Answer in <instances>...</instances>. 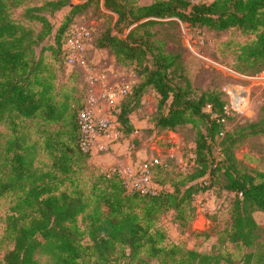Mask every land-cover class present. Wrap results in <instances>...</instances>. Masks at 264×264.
I'll list each match as a JSON object with an SVG mask.
<instances>
[{
	"label": "trees",
	"instance_id": "16d2710c",
	"mask_svg": "<svg viewBox=\"0 0 264 264\" xmlns=\"http://www.w3.org/2000/svg\"><path fill=\"white\" fill-rule=\"evenodd\" d=\"M91 1L44 0L27 7L24 17L41 26L35 33L10 17L9 7L18 2L0 0V124L11 133L0 163V198L15 197L5 229L12 248L0 264H39L36 252L52 256L55 264H110L126 258L140 264H151L150 259L157 264H236L227 251L206 253L165 244L166 235L157 226L168 210L178 218L192 196L211 188L218 176L235 196L225 239L241 251V264H264V251L254 250L259 226L252 216L255 210L264 213V175L240 168L233 153L243 139L264 137V103L258 121L224 132L221 93L194 88L180 55L167 52L154 31V26L175 20L215 31L235 27L251 36L239 46L237 60L257 66L253 74L258 73L264 66V0H153L146 5L104 0L123 28L130 29L124 37L104 34L97 46L108 48L117 64L132 65L141 80L118 106L122 136L134 131L129 115L147 87L158 94L157 127L174 130L190 124L195 130L194 170L172 190L152 195L128 192L117 173L90 167L91 153L81 146L78 122L83 104L74 99L72 89L56 88L53 64L43 58L48 51L63 60L62 36ZM65 7L53 43L37 53L36 47L52 32L46 14ZM27 121L44 127L43 150L50 159L46 169L34 164L36 148L22 132Z\"/></svg>",
	"mask_w": 264,
	"mask_h": 264
},
{
	"label": "rangeland",
	"instance_id": "374dc122",
	"mask_svg": "<svg viewBox=\"0 0 264 264\" xmlns=\"http://www.w3.org/2000/svg\"><path fill=\"white\" fill-rule=\"evenodd\" d=\"M7 1L9 4L12 0ZM42 1L44 0H15L18 3L11 4L9 7L10 17L15 22L39 33L40 24L28 21L24 17V11L27 7L41 5ZM84 1L86 0H72L74 3ZM67 11L68 7H65L53 14H46L52 24V32L36 47L37 53L42 46L53 43L54 33ZM80 15H83V21L92 34V45L88 51V70L66 67L58 53L53 56L52 53L46 51L43 53V58L53 64L56 71V88L72 89L74 99L84 106L92 103L91 97L96 103L100 99L99 78L101 77L106 78L105 83L121 82L129 83L132 86L138 85L141 80L133 72L132 65L124 67L117 64L115 59L111 58L113 55L108 48L97 46L98 39L104 34L124 37L130 27L123 28L122 24L118 22V15L106 7L104 0H92L89 6L76 15L73 20ZM154 31L156 32L155 38L163 44L167 52L180 55L185 74L194 88L215 90L221 93L224 101H227L224 89L228 87H241L247 92L245 112L229 114L223 124L224 132L259 120L261 117L260 108L264 103V66L263 71L253 74L257 66H250L246 62L237 60L239 46L247 43L251 36L235 27L215 31L207 27L189 26L178 20L156 25ZM238 66L240 68H237ZM157 98L158 94L152 87L145 88L138 106L129 115L134 126V131L130 136L120 135L117 139L110 140L111 137L97 135L94 139V143L96 144L98 141L102 149L93 153L94 159L105 153L112 160L114 156L120 158L121 161L116 164L110 162L107 168L98 167L92 162L91 165L89 164L90 167H94L97 171H110L113 168L126 169L128 167L126 160L131 159L137 162L158 157L161 165L153 168L152 175L156 190L170 191L174 186L184 181V175L191 173L195 167V130L190 124L178 126L174 130L157 127L154 124L158 115ZM116 109L115 107L109 110L113 115L112 118L108 117L110 122L117 113ZM43 128L39 123L27 121L25 129L22 131L27 136L28 142L36 148L34 164L40 169H46L50 164L48 154L43 150L42 141L45 135ZM46 129H51V127ZM10 134L7 125L0 124V163L5 143ZM233 153L240 168L252 174L261 173L264 175L263 136L243 139L233 147ZM223 181L224 178L218 176L211 188L193 195L178 218L172 210L159 216L157 226L166 235L165 244H177L187 249L206 253L227 251L232 254V259L236 264H241L238 260L241 251L225 239L226 231L229 230L232 222L231 210L235 196L233 192L222 187ZM14 204V195L0 198V260L12 248L5 229L7 216L12 213ZM252 216L259 226L254 250L261 253L264 251V213L255 210L252 212ZM78 220L79 225L83 226L81 219ZM83 241L87 242L88 239L84 238ZM35 257L39 264H55L54 258L47 254L36 252ZM150 263L157 264V259H150ZM110 264L140 263L129 261L126 258L112 261ZM251 264L258 263L252 262Z\"/></svg>",
	"mask_w": 264,
	"mask_h": 264
},
{
	"label": "built area",
	"instance_id": "2783aa9c",
	"mask_svg": "<svg viewBox=\"0 0 264 264\" xmlns=\"http://www.w3.org/2000/svg\"><path fill=\"white\" fill-rule=\"evenodd\" d=\"M188 1L194 3L207 2V0ZM83 19V15H80L66 28L61 39L60 49L66 67L87 71L89 67L88 51L92 45V34ZM105 79V77L99 78L100 99L97 103L90 95L92 103L84 105L78 112V122L82 134L81 146L84 150L89 149L90 152L97 135L111 137L110 140H115L122 135L116 115L112 119L113 121H109L108 117H113L109 110L110 108H117L132 88L129 83H105ZM224 93L227 101L223 107L225 117L220 119L223 124L229 114H243L247 107V92L241 87H228L224 89ZM159 165H161L159 158L151 157L148 160L137 161L126 169L113 168L109 173H117L123 179L128 192L136 191L140 194L152 195L158 192L155 183L152 181L153 168Z\"/></svg>",
	"mask_w": 264,
	"mask_h": 264
},
{
	"label": "crops",
	"instance_id": "0c3cea01",
	"mask_svg": "<svg viewBox=\"0 0 264 264\" xmlns=\"http://www.w3.org/2000/svg\"><path fill=\"white\" fill-rule=\"evenodd\" d=\"M153 0H138V3L139 4H141V5H146V4H149L150 2H152ZM210 1H212V0H207V2H210ZM112 59L114 58L113 56L111 57ZM98 61V60H97ZM119 83V82H118ZM121 83V82H120ZM132 86V85H131ZM117 111H118V107H117ZM100 146L101 145H99L98 144V141L96 142V144L94 143V145L92 146V148H91V155H90V161H89V164L91 165V163L93 162V164H95L96 166H98V167H103V168H107V166L110 164V162L111 163H113V164H116V162H119V161H121V159L120 158H118V157H114L113 156V160L110 158V157H108L105 153L104 154H102V155H100L99 156V158L97 157V158H93L92 157V155H93V153L94 152H99L100 150H102L101 148H100ZM99 148V149H98ZM126 162V164H127V166L128 167H131V165L132 164H134L135 163V161H133V160H126L125 161ZM101 167V168H102Z\"/></svg>",
	"mask_w": 264,
	"mask_h": 264
}]
</instances>
